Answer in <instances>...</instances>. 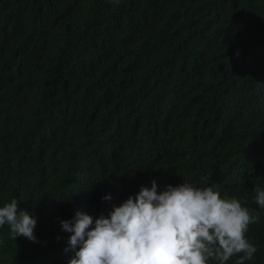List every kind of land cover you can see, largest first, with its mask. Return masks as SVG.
<instances>
[{
    "label": "trees",
    "instance_id": "obj_1",
    "mask_svg": "<svg viewBox=\"0 0 264 264\" xmlns=\"http://www.w3.org/2000/svg\"><path fill=\"white\" fill-rule=\"evenodd\" d=\"M153 180L258 212L264 264V0H0V207L38 241L0 227V264H67L61 220Z\"/></svg>",
    "mask_w": 264,
    "mask_h": 264
},
{
    "label": "clouds",
    "instance_id": "obj_2",
    "mask_svg": "<svg viewBox=\"0 0 264 264\" xmlns=\"http://www.w3.org/2000/svg\"><path fill=\"white\" fill-rule=\"evenodd\" d=\"M255 192V202L264 208V189ZM18 203L13 198L0 207V227L7 225L14 241L22 236L38 242L37 219L18 210ZM259 218L239 199L221 197L212 186L184 181L158 193L153 180L151 188L141 186L107 216L94 219L77 211L60 225L71 233L64 251L74 255L67 264H227L234 256L235 264H245L257 251L246 234Z\"/></svg>",
    "mask_w": 264,
    "mask_h": 264
}]
</instances>
